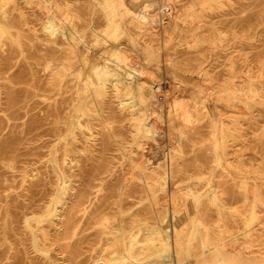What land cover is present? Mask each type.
<instances>
[{
    "label": "rangeland",
    "instance_id": "obj_1",
    "mask_svg": "<svg viewBox=\"0 0 264 264\" xmlns=\"http://www.w3.org/2000/svg\"><path fill=\"white\" fill-rule=\"evenodd\" d=\"M263 127L264 0H0V264H264Z\"/></svg>",
    "mask_w": 264,
    "mask_h": 264
},
{
    "label": "bare ground",
    "instance_id": "obj_2",
    "mask_svg": "<svg viewBox=\"0 0 264 264\" xmlns=\"http://www.w3.org/2000/svg\"><path fill=\"white\" fill-rule=\"evenodd\" d=\"M50 1V0H49ZM232 1V0H231ZM31 2V1H30ZM63 2V1H62ZM65 2V1H64ZM77 2V1H76ZM76 2H75V4H76ZM208 2V1H207ZM28 3V2H27ZM35 3V2H34ZM33 3V4H34ZM44 3V2H43ZM49 3V2H48ZM73 4V3H72ZM38 5V4H37ZM50 6V5H49ZM69 6V5H68ZM167 8V7H166ZM57 9V8H56ZM57 11V10H56ZM65 11V10H64ZM55 12V11H54ZM74 12V11H73ZM9 13V12H8ZM6 14V13H5ZM51 15V14H50ZM64 15V14H63ZM62 15V16H63ZM243 15V14H242ZM79 16V15H78ZM51 17V16H50ZM57 17V16H56ZM80 17V16H79ZM162 17V16H161ZM172 17V16H171ZM53 18H55V16L53 15ZM53 18H50V20L51 19H53ZM173 18V17H172ZM72 19H73V17H72ZM56 20V19H55ZM54 20V21H55ZM58 20V19H57ZM65 21V20H64ZM156 21V20H155ZM56 22V21H55ZM164 22V21H163ZM158 23V22H157ZM49 24H50V21H49ZM53 24H56V23H53ZM74 24V23H73ZM159 24V23H158ZM61 25V24H60ZM91 25V24H90ZM162 25V24H161ZM63 26V25H62ZM159 26V25H158ZM193 26V25H192ZM94 29V28H93ZM75 31V30H74ZM68 32V31H67ZM95 32H97V31H95ZM54 34V33H53ZM156 34V33H155ZM78 35V34H77ZM80 36H81V34H80ZM83 36V35H82ZM162 36V35H161ZM160 36V37H161ZM80 38V37H79ZM70 39V38H69ZM68 39V40H69ZM73 40V39H72ZM162 40V39H161ZM77 41V40H76ZM79 42V41H78ZM77 42V43H78ZM71 43V42H70ZM74 43V42H73ZM85 43V42H84ZM79 44V43H78ZM74 45V44H73ZM121 45V44H120ZM69 46H71V45H69ZM75 46V45H74ZM73 46V47H74ZM123 46V45H122ZM76 49V48H75ZM124 53H126L123 49L122 50H119V52H117V58L118 59H123V60H126L127 59V57L125 56V54ZM78 55V54H77ZM114 55H116V54H114ZM127 55V54H126ZM79 56V55H78ZM108 63V62H107ZM127 63V62H126ZM128 63H129V61H128ZM263 63V62H262ZM261 63V64H262ZM129 65V64H128ZM239 65V64H238ZM106 66V65H105ZM142 67V66H141ZM254 68V67H253ZM133 69V68H132ZM259 69V68H258ZM106 70V69H105ZM108 71H110V69L108 70ZM107 71V72H108ZM113 71V70H112ZM125 71V70H124ZM122 72V71H121ZM120 72V73H121ZM126 73H127V75L130 77L131 75H132V73H131V71H128V70H126ZM125 73V74H126ZM251 73V72H250ZM115 75V74H114ZM118 76H119V74H117ZM121 77V76H120ZM128 77V78H129ZM256 77V76H255ZM118 79H119V77H117ZM126 78V77H125ZM132 79V78H131ZM129 81V80H128ZM119 82V81H118ZM247 82V81H246ZM152 87V86H151ZM233 87V86H232ZM153 88V87H152ZM158 89V88H157ZM156 89V90H157ZM159 90V89H158ZM157 90V91H158ZM180 90V89H179ZM208 90H210V89H208ZM149 91V90H148ZM155 91V90H154ZM154 91H151L150 93H149V95H152L153 93H154ZM161 91V90H160ZM179 92V91H178ZM213 92V91H212ZM159 95V94H158ZM148 96V95H147ZM149 97V96H148ZM167 97V96H166ZM193 97V96H192ZM195 98V100L193 101V104L192 105H194V107H196L197 108V110L199 109V107H201L202 106V104L204 105V102H200V100L199 101H197L196 100V95L194 96ZM97 98V97H96ZM155 98H158L157 96L155 97ZM197 98H198V95H197ZM96 100V99H95ZM94 100V101H95ZM157 100H159V99H157ZM154 101V100H153ZM91 104V103H90ZM86 109V108H85ZM88 111V110H87ZM86 111V112H87ZM85 112V111H84ZM191 112V111H190ZM198 113V112H197ZM153 114V113H152ZM154 114H156V113H154ZM196 114V113H195ZM198 115V114H197ZM192 116V115H191ZM196 118H194V120H195ZM199 119V118H198ZM197 120V119H196ZM186 123V122H185ZM194 123V122H193ZM199 123V122H198ZM164 124V123H163ZM150 125V124H149ZM184 125V124H183ZM195 125V124H194ZM186 126V125H185ZM188 126V125H187ZM150 128V127H149ZM189 128H190V126H189ZM146 129V128H145ZM188 129V128H187ZM263 129H264V127H263ZM149 130V129H148ZM186 130V129H185ZM191 130H193L194 131V129H190V131ZM159 131V130H158ZM147 132V131H146ZM149 132H150V130H149ZM188 132H189V130H188ZM148 133V132H147ZM161 133V132H160ZM181 133V132H180ZM184 133V132H183ZM186 133H187V131H186ZM155 134V133H154ZM191 134V133H190ZM155 135H157V134H155ZM162 135V134H161ZM179 135V134H178ZM183 135H185V133L183 134ZM180 136H181V134H180ZM187 136V135H186ZM189 136V135H188ZM156 137H158V135L156 136ZM184 137V136H183ZM160 138H161V136H160ZM159 138V139H160ZM178 138V137H177ZM176 138V139H177ZM180 138H182V137H180ZM179 138V139H180ZM157 139V138H156ZM155 139V140H156ZM185 139V138H184ZM158 140V139H157ZM174 140V139H173ZM177 141V140H176ZM163 142V141H162ZM161 142V143H162ZM181 143V142H180ZM166 144V143H165ZM172 144V143H171ZM174 144V143H173ZM160 146V145H159ZM166 146V145H165ZM179 146V145H178ZM184 146V145H183ZM227 145H225L224 146V156H225V162L227 163V164H229L230 165V167L232 166L233 168H234V170H238L239 171V165L238 164H236L231 158H230V155H232L233 154V152L229 149V148H227L226 147ZM152 148V147H151ZM159 148V147H158ZM164 149V148H163ZM161 150L162 149H160V153H161ZM168 150V149H167ZM165 151V150H164ZM157 152V154H158V151H156ZM173 152V151H172ZM160 153H159V155H160ZM175 154V153H174ZM163 155V154H162ZM158 155H156V157H157ZM174 156V155H173ZM153 157V156H152ZM151 157V158H152ZM149 158V157H148ZM164 158V157H163ZM168 158V157H167ZM156 160V159H155ZM154 160V161H155ZM169 160V159H168ZM150 163H151V161H150ZM169 163V162H168ZM147 164H149V163H147ZM153 164V163H152ZM165 164H167V163H165ZM174 164V163H173ZM168 166H169V164H167ZM166 165V166H167ZM144 166V165H143ZM148 166V165H147ZM147 166H145V167H147ZM150 166H151V164H150ZM163 166V165H162ZM138 167V166H137ZM164 167V166H163ZM149 169V168H148ZM147 169V170H148ZM138 170H140V169H138ZM146 170V171H147ZM150 170V169H149ZM168 170H169V167H168ZM240 170H242V171H245V170H247L244 166H243V168H241ZM162 171V170H161ZM165 171H166V169H165ZM152 173V172H151ZM166 173V172H165ZM145 174H147V173H145ZM151 175V174H150ZM157 176V175H156ZM223 177V176H222ZM147 178V177H146ZM156 178V177H155ZM166 178V177H165ZM173 178V177H172ZM171 178V179H172ZM180 178V177H179ZM228 178H229V176H228ZM244 177H242V179H243ZM170 179V180H171ZM223 179H227V178H223ZM159 180V179H158ZM162 180V179H161ZM160 180V181H161ZM234 180V179H233ZM232 180V181H233ZM231 181V182H232ZM240 181V180H239ZM168 182H169V180H168ZM224 182V181H223ZM226 182V181H225ZM199 183V182H198ZM222 183V182H221ZM229 183V182H228ZM228 183H226V184H228ZM147 184V183H146ZM162 184H163V181H162ZM262 184V183H261ZM233 185V184H232ZM235 185H237L238 187H240V189H241V191H238L239 192V195H241L238 199L236 198V201L235 200H233V198L232 197H230V200H231V203H234V201L235 202H242V205L241 206H244V210L242 211V215L244 216V218L247 220V224L248 225H250L249 224V222H251V221H253V219L254 218H256V216L258 215L257 213V209H258V207L260 206V205H262V207H264V191H263V189H258L259 190V192L261 193V196L260 197H258L257 195H255L254 194V191L253 190H250L251 189V186L249 185V183H245V185L244 184H242V183H235ZM234 185V186H235ZM234 186H232V187H234ZM211 187V186H210ZM221 187V186H220ZM237 188V187H236ZM245 188H247L248 190H250V192H252L254 195H253V197H250V196H248V192H244V190H245ZM259 188V187H258ZM234 189V188H233ZM238 189V188H237ZM253 189V188H252ZM256 189V188H255ZM163 190H164V188H163ZM189 190V189H188ZM200 191V190H199ZM221 191H224V189L223 190H221ZM170 192V191H169ZM177 192V191H176ZM218 192V191H217ZM238 192H236V194L238 193ZM259 192H257V193H259ZM196 193V192H195ZM216 193V192H215ZM226 193V192H225ZM229 193V192H228ZM173 194V193H172ZM224 194V193H223ZM235 194V195H236ZM250 194V193H249ZM189 195V194H188ZM192 195V194H191ZM259 195V194H258ZM167 196H169V194L167 195ZM175 196V195H174ZM190 196V195H189ZM217 196H213L212 197V199H211V201L213 200H218L217 198H216ZM223 197V196H222ZM226 197H227V195H226ZM169 198V197H168ZM221 198V197H220ZM205 199V198H204ZM204 199H203V196H198V197H196L195 198V200H196V202H195V210L197 211V213H200V211L202 210L201 209V206H203L204 205ZM208 199V198H207ZM222 199V198H221ZM176 200V199H175ZM180 200V199H179ZM226 200V199H225ZM174 201V200H173ZM213 201H212V204H213ZM219 201V205H221V207L224 209V210H230V209H232V207H231V205H228V204H226V203H223V202H221L220 200H218ZM209 202V201H208ZM171 203V202H170ZM178 203V202H177ZM206 203V202H205ZM175 204H176V202H175ZM230 204V203H229ZM236 204V203H235ZM177 205V204H176ZM170 206H171V204H170ZM178 206V205H177ZM240 206V207H241ZM238 208V207H237ZM236 208V209H237ZM201 209V210H200ZM222 210V209H221ZM260 211V210H259ZM220 212V211H219ZM229 212V211H228ZM230 213V212H229ZM177 214V213H176ZM220 215H221V213H220ZM170 216V215H169ZM160 217V216H159ZM220 219H221V217H220ZM222 220V219H221ZM157 222H158V220H157ZM159 224V223H158ZM131 226V225H130ZM157 226V225H156ZM159 227V226H158ZM129 228V227H128ZM127 228V229H128ZM132 228V227H131ZM130 228V229H131ZM154 228V227H153ZM159 229V228H158ZM181 230V229H180ZM252 230H254V229H251V231ZM256 230V229H255ZM159 231V230H158ZM199 231V230H198ZM250 231V233H253V232H251ZM162 232V231H161ZM176 232V231H175ZM112 233V232H111ZM153 233V232H152ZM151 233V234H152ZM156 233V232H155ZM180 233V232H179ZM178 233V234H179ZM182 233V232H181ZM184 233V232H183ZM109 234V233H108ZM255 234V233H254ZM164 235V234H163ZM158 236V235H157ZM178 236H180V235H178ZM148 237H149V235H148ZM200 237V236H199ZM162 238H164V237H162ZM179 238V237H178ZM198 237H196V239H197ZM234 238H237V237H234ZM196 239H194V241L196 240ZM210 239V238H209ZM198 241V240H197ZM254 241L255 240H253V239H250V240H248V241H246L245 242V248H250V247H254L255 246V244H254ZM177 242V243H176ZM196 242V241H195ZM210 242L211 241H209V244H210ZM180 240L178 239H171V236H170V234H169V236L168 237H166V241L164 242V248L165 249H168L169 251H170V255H168V257L170 256V258L172 257L173 258V256H175V255H177L178 253H180V252H182V251H184V247H185V244L182 246H180ZM185 243V242H184ZM220 245H222V243H219ZM199 245H201V244H199ZM143 246V245H142ZM216 246V245H215ZM134 247H135V245H134ZM147 247H148V245H147ZM204 247V246H203ZM146 248V247H145ZM192 249H194V251H195V255H194V257H193V264H198L199 263V259L201 258V257H203V262H205L204 264H207L208 263V261L209 260H214V259H216L217 261V263L219 264L220 262V259L221 258H219L218 256H215V257H205V255L207 256V254H208V250L206 249V250H204L201 254H199V253H196V246H194V247H191ZM205 248V247H204ZM260 248H263V247H260ZM255 249V248H254ZM262 250V249H261ZM168 251V252H169ZM225 251V250H224ZM200 252V251H199ZM226 252V251H225ZM245 252V251H244ZM214 253V252H213ZM163 254V253H162ZM161 254V255H162ZM165 254V253H164ZM204 255V256H201V255ZM224 254V253H223ZM214 256V255H213ZM224 256V255H223ZM230 257H231V255H229ZM241 256V255H240ZM243 256V255H242ZM242 256H241V258H242ZM132 257V256H131ZM167 257V256H166ZM177 257V256H176ZM225 257V256H224ZM233 257V256H232ZM245 257V256H244ZM236 258V257H235ZM239 258V257H238ZM131 259V258H130ZM132 259H134L133 257H132ZM165 259V261H166V258H164ZM226 259H227V257H226ZM231 259V258H230ZM234 259V258H233ZM233 259H231V260H233ZM135 260V259H134ZM133 260V261H134ZM224 260H225V258H224ZM136 261V260H135ZM210 261V262H211ZM167 262V261H166ZM169 262V261H168ZM225 262V261H224ZM227 262V261H226ZM228 263V262H227ZM234 263H235V261H234ZM97 264V263H96ZM221 264H224V263H221ZM243 264H244V262H243Z\"/></svg>",
    "mask_w": 264,
    "mask_h": 264
}]
</instances>
